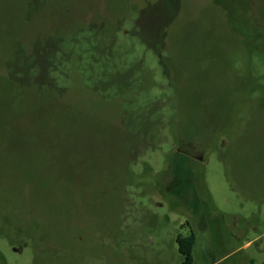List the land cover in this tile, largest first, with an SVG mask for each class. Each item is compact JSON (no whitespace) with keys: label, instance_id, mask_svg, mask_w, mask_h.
<instances>
[{"label":"rangeland","instance_id":"rangeland-1","mask_svg":"<svg viewBox=\"0 0 264 264\" xmlns=\"http://www.w3.org/2000/svg\"><path fill=\"white\" fill-rule=\"evenodd\" d=\"M191 231L264 264V0H0V264H180Z\"/></svg>","mask_w":264,"mask_h":264},{"label":"trees","instance_id":"trees-1","mask_svg":"<svg viewBox=\"0 0 264 264\" xmlns=\"http://www.w3.org/2000/svg\"><path fill=\"white\" fill-rule=\"evenodd\" d=\"M92 78L95 79L96 78L95 75H92L91 79ZM176 242L178 246V252L182 257V261L180 264H192L193 263L192 249L195 243L194 233L191 231L190 234L186 236L178 235L176 238Z\"/></svg>","mask_w":264,"mask_h":264}]
</instances>
